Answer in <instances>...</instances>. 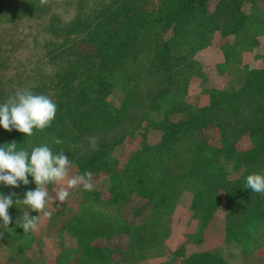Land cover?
I'll use <instances>...</instances> for the list:
<instances>
[{
    "label": "rangeland",
    "instance_id": "obj_1",
    "mask_svg": "<svg viewBox=\"0 0 264 264\" xmlns=\"http://www.w3.org/2000/svg\"><path fill=\"white\" fill-rule=\"evenodd\" d=\"M154 1L158 4L161 0ZM210 1L206 11L207 43L189 58L192 61L189 62L190 66L179 62L180 56L175 52L170 54V63L167 65L159 60H150V52L142 48L131 50V54L116 69L115 77L116 81L122 83L125 80L126 87L130 90L127 92L129 96L123 101L116 95L104 99L105 106L113 102L118 108L114 114L116 117L111 120L107 119L105 106L99 104L95 106L91 123H84L76 116H66L67 124L75 122L81 127L74 132L76 147L65 151L66 156L95 155L98 150H104L123 162L129 154L145 157L148 149H152L155 153L157 150L165 152V157L171 155L167 167L160 163L156 167L152 166L150 170H157V174L155 171V174L149 175L151 182L155 183L161 178L169 179L160 174L164 168L175 177L176 174L187 171L194 154L205 146L208 136L215 137L220 127L209 124L202 131L168 144L163 139L162 129L158 128L159 124L156 127L153 120L162 118L166 110L172 119H180V114L171 110L169 104L175 97L182 95L185 87L183 79L193 72L191 64L194 62L197 66L198 80L189 83L184 98L188 103L199 105L208 99L211 104H215L235 98L238 89L246 81L248 70L262 67L264 63V13L259 16L263 23L252 21L245 26L241 34L244 40L240 42L242 45H238L236 36L222 31L214 18L217 0ZM124 5L125 0H49L43 6L40 0H0V103L25 87L36 94L44 90L53 100L60 98L58 90L51 84L57 82L63 72L82 68L100 57V44L105 42L107 31V27L100 24L113 11L118 16L116 26L120 28V19H123L126 9ZM170 7L175 8L176 5L168 6ZM244 8L248 9L249 4L246 3ZM110 21L106 22V26ZM172 33L169 28L163 38ZM158 35L160 34H157V40L160 39ZM257 38L260 43H254ZM130 76H133L132 80L129 79ZM261 85H264V81L259 86ZM160 87H167L162 95L163 102L158 98L157 102H152L145 94L146 89L158 91ZM256 88L251 96L264 94V86ZM244 103H250V100L245 99ZM246 106L244 113L248 112L247 116H253L252 112L256 109H250V104ZM66 108L67 105L60 106L62 111L69 113ZM91 136L98 138L95 150L87 139ZM42 138V145L47 144L52 150V142L47 140V134ZM244 142L242 144L246 145ZM71 163L70 175L81 174L78 165ZM234 176L230 175L232 179ZM176 180L179 183L177 177ZM93 183L94 190L91 192L95 197H83L82 189L78 188L71 191L65 203L51 202L47 208L51 216L41 218L38 231L25 234L22 228L17 227L7 237L0 238V264H115L114 259H119L120 264H157L160 256L161 264H261L256 261H259L258 257H264V222L253 231L248 242L238 241L234 228L230 226L229 230V225L233 222L226 210L227 193L221 188H217L215 192L210 189V193L203 195V200L199 201L202 205L200 219L194 220V229H197L194 232L199 231L198 235H193L194 232L190 230L184 233L179 229L173 219L176 213L171 211L167 216L171 227L157 249L152 251L149 245L145 247V243L135 245L136 250L145 252L136 261L126 252L115 255L105 236L91 234L90 228L96 226L91 211L96 210L97 217L94 218H99V222L104 221L103 226H109L108 222L116 213L122 216L127 214L133 223H137L144 220L142 216L148 212L138 209V198L130 200L126 205L121 203L119 210L111 207L105 201L110 190L109 175L106 172L93 176ZM52 190L53 186L49 185L50 195L54 196ZM135 207L138 212L134 211ZM100 213L102 215L98 216ZM77 215H84L90 220L82 231L86 236L83 242H79L78 234L69 229L70 226L80 232L82 225L74 219L70 225L67 224L68 219ZM128 224L121 220L112 223L116 229L127 227ZM183 238L185 240L181 242ZM191 258L193 261H190Z\"/></svg>",
    "mask_w": 264,
    "mask_h": 264
},
{
    "label": "trees",
    "instance_id": "obj_2",
    "mask_svg": "<svg viewBox=\"0 0 264 264\" xmlns=\"http://www.w3.org/2000/svg\"><path fill=\"white\" fill-rule=\"evenodd\" d=\"M263 1L217 0L213 11L214 18L222 31H226L228 35H235L236 42H239L238 45H242L240 42L244 40V36L241 34L244 32L245 26H248L252 21L263 23L262 19H259L261 13H264ZM210 3V0H161L158 4L154 0H125L126 9L125 11L123 9L120 28L116 26L117 13L113 14V11L107 20L100 24L102 27H107L105 42L100 44V57L82 68L63 72L58 81L51 84L61 95L60 98L54 100L57 105V114L52 126L44 131L34 130V135L31 137H26L25 134L16 130L8 132L0 126V146L15 141L17 150L24 149L31 152L33 147L42 145L44 142L42 137L47 134V140L52 142L53 153L70 151V148L76 143L74 132L81 127L75 122L67 124L66 116H76L84 123H91L96 110L95 106L97 104L105 106L104 99L108 96L116 95L122 101L129 96L127 92L130 90L127 89L125 80L122 83L116 81L115 77L117 76L116 69L123 64L124 58L129 53L131 54V50L136 51L142 48L150 52L148 55L150 60H159L167 65L170 63V54L175 52L180 56H178L179 62L184 66H190L189 58L207 43L206 11ZM246 3L249 4L248 9L244 8ZM173 4L176 5L175 8H168ZM108 20L111 21L106 26ZM169 28L173 33L169 37L163 38V34ZM157 34H160L158 35L160 36L159 40H157ZM260 42L258 38L254 39V43ZM191 67L193 68H191L192 74L183 79L185 87L182 95L175 97L169 104L171 110L180 114V119H172L169 111L166 110L162 118L153 120L156 127L159 124L158 128L162 129L163 139L165 142L168 141V144L190 136L194 132L202 131L209 124L220 127L215 137L210 135L206 138L205 146H202L194 154L188 164L187 171L176 174L178 182L183 180V183H176V177L167 168H164L160 174H164L169 178L168 180L161 178L160 181L153 183L148 179L150 174H155V171L157 174V170H150L152 166L156 167V164L157 166L160 164L163 167L168 166L171 154L165 157L166 153L160 150L155 153L152 149H148L145 157L129 154L123 162L116 155L105 153L104 150H98L95 155L76 156L73 154L75 158L71 154L68 156L71 162L78 165L81 174L90 170L93 176L102 172L109 175L110 190H108L105 201L111 207L119 210L121 203L126 205L130 200L138 198V209L141 212H148L147 215L142 216L144 220H137L141 221L137 223H133L134 221L127 214L122 216L120 213H116L108 222L109 226L107 224L103 226L104 221L99 222V218H94L97 217L96 210L91 211L94 216L93 220L96 221L95 228H90L91 234L105 236L108 243H111L109 246L113 247L115 255L126 252L132 260L136 261L145 255V252L136 250L135 245L145 243V247L149 245L152 251L157 249V245L162 242L163 236L167 235L168 229L171 227L167 222V216L171 211L176 213L173 219L179 229H182L184 233H187L188 230L196 231L194 220L198 219L199 221L202 208L199 201L203 195L210 193V189H213L214 192L217 188L226 191V210L233 222L229 225V230L230 226L234 228L238 241L248 242L253 231L264 222V195L252 193L250 189L244 188L248 175L264 174V94L257 97L256 95L251 96L253 90L257 89L256 87L264 86H259L264 81V63L262 67L248 70L246 81L238 89L235 98L225 99L215 104H211L208 99L199 105L188 103L184 98L189 83L198 80L197 66L194 62ZM129 79L132 80L133 76H130ZM179 87L181 90L182 87L180 85ZM166 88L160 87L158 91L147 88L145 94L151 98L152 102H157V98L163 102L162 95ZM180 90L177 91L180 92ZM40 91V94L47 95L44 90ZM245 99L250 100V103H247L250 104V109L258 110L252 112L253 116H247L248 112L244 113L243 111L247 107V104L244 103ZM63 105H67L66 110L69 113L60 109V106ZM104 111L107 112V119L111 120L116 117L114 114L118 108L112 102L105 106ZM55 139H60L63 143L57 145L54 143ZM243 142L246 145H243ZM66 154L67 152H65ZM160 156L162 160H160ZM170 164L174 166L173 163ZM230 175L235 176L232 179ZM194 179L195 181H193ZM29 180L32 181L29 185L25 186L21 183L19 188L0 184V193L7 196L15 192L17 195L13 197V200L23 199L28 190L36 188L31 176H29ZM81 189L83 197H95L91 191H84L82 187ZM148 200L149 203H147ZM144 204L145 206H143ZM18 206L23 207V205ZM19 207L14 205L8 210L12 217L9 228L13 230L10 232L17 229L16 221L23 216ZM134 211L138 212L136 207ZM30 215L36 216L38 213L30 212ZM100 215L102 214L100 213L98 216ZM73 219L83 228L81 227L80 232L70 226L69 229L72 230V233L78 234L79 242H83L86 236L82 231L86 229V224L90 220L84 215H77L68 219L67 224L70 225ZM117 220L129 224L127 227L116 229L112 223H116ZM10 232L5 231L3 236ZM198 233L199 231L194 232L193 235H198ZM184 238L191 239L190 237ZM184 238L181 242L185 240ZM191 260L193 261V258ZM258 260L256 262L264 263V257H258ZM113 261L115 264H120L119 259Z\"/></svg>",
    "mask_w": 264,
    "mask_h": 264
},
{
    "label": "clouds",
    "instance_id": "obj_3",
    "mask_svg": "<svg viewBox=\"0 0 264 264\" xmlns=\"http://www.w3.org/2000/svg\"><path fill=\"white\" fill-rule=\"evenodd\" d=\"M49 0H40L41 6L46 5ZM57 105L54 100L45 94H36L30 88L17 90L9 96L4 103H0V126L8 132L16 130L31 137L34 130L44 131L52 126L56 118ZM92 149H96L98 138L88 137ZM54 143H63L55 139ZM76 147L75 145L73 146ZM72 163L65 152L53 153L47 145L33 147L31 152L21 149L17 150V143L12 141L0 146V184L6 187L19 188L21 183L29 185L33 178L36 185L35 190H28L23 199L13 200L17 194L12 192L5 196L0 193V238L4 232L13 230L9 228L12 217L9 208L19 207L23 216L16 221L17 227L23 229L25 234L39 230L41 218H49L51 213L47 210L53 201L63 204L67 201L72 190L83 188L85 191H93V173L85 171L83 174L70 175ZM49 185L53 186L50 195ZM244 188L250 189L252 193L264 195V174H250L246 178ZM30 212L38 215L31 216ZM19 222V223H18Z\"/></svg>",
    "mask_w": 264,
    "mask_h": 264
},
{
    "label": "crops",
    "instance_id": "obj_4",
    "mask_svg": "<svg viewBox=\"0 0 264 264\" xmlns=\"http://www.w3.org/2000/svg\"><path fill=\"white\" fill-rule=\"evenodd\" d=\"M203 95H205V94H203ZM5 237H7V236H5ZM171 245H173V243ZM161 262H162V260H161V256H160L159 260H157V264H161Z\"/></svg>",
    "mask_w": 264,
    "mask_h": 264
}]
</instances>
